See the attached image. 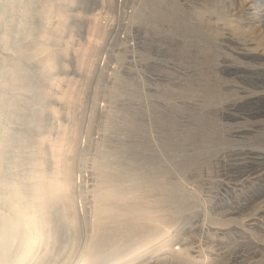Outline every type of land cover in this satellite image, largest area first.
Listing matches in <instances>:
<instances>
[{
  "label": "rangeland",
  "instance_id": "1",
  "mask_svg": "<svg viewBox=\"0 0 264 264\" xmlns=\"http://www.w3.org/2000/svg\"><path fill=\"white\" fill-rule=\"evenodd\" d=\"M263 91L264 0H0V264H264Z\"/></svg>",
  "mask_w": 264,
  "mask_h": 264
},
{
  "label": "bare ground",
  "instance_id": "2",
  "mask_svg": "<svg viewBox=\"0 0 264 264\" xmlns=\"http://www.w3.org/2000/svg\"><path fill=\"white\" fill-rule=\"evenodd\" d=\"M263 94H264V91H263ZM54 187H53V186ZM51 186L53 188L51 189H48L47 186H40L38 187V190H37V198L43 203V204H46V202H48V200H57L60 195L58 194V192H56L58 190V188H60V185L57 184V183H53ZM50 186V187H51ZM117 207V206H116ZM34 208V207H33ZM118 209V208H117ZM110 229L106 228L104 229V234L107 235V236H110L111 235V231L108 233ZM111 238V237H110ZM145 238L144 237H141V238H138L137 241H143ZM134 242L133 238L131 240V242L129 241L128 244H132Z\"/></svg>",
  "mask_w": 264,
  "mask_h": 264
}]
</instances>
